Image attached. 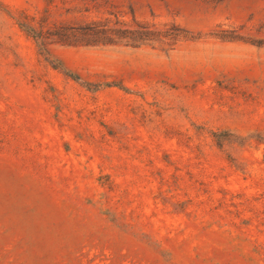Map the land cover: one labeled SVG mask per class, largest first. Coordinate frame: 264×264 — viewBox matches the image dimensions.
Masks as SVG:
<instances>
[{
    "label": "rangeland",
    "instance_id": "374dc122",
    "mask_svg": "<svg viewBox=\"0 0 264 264\" xmlns=\"http://www.w3.org/2000/svg\"><path fill=\"white\" fill-rule=\"evenodd\" d=\"M0 264H264V0H0Z\"/></svg>",
    "mask_w": 264,
    "mask_h": 264
}]
</instances>
